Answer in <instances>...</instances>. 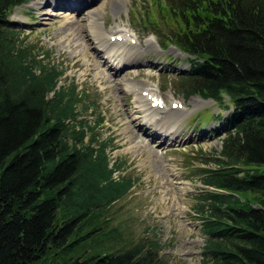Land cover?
<instances>
[{"label": "trees", "instance_id": "obj_1", "mask_svg": "<svg viewBox=\"0 0 264 264\" xmlns=\"http://www.w3.org/2000/svg\"><path fill=\"white\" fill-rule=\"evenodd\" d=\"M28 1L0 0V264L64 253L134 185L130 175L113 177L122 164L111 163L116 147L98 131L104 117L89 91L61 82L65 67L10 19ZM158 9L129 14L189 56L175 88L229 110L213 114L225 129L214 165L196 171L201 264H264V0H161ZM160 252L156 240L140 238L47 264H170Z\"/></svg>", "mask_w": 264, "mask_h": 264}, {"label": "rangeland", "instance_id": "obj_2", "mask_svg": "<svg viewBox=\"0 0 264 264\" xmlns=\"http://www.w3.org/2000/svg\"><path fill=\"white\" fill-rule=\"evenodd\" d=\"M158 1L96 0L76 15L55 7L63 0H29L12 12L10 19L24 23L19 26L22 31L31 32L29 40L51 50V60L65 67L61 82L71 78L79 89L89 91L104 117L98 131L103 138L109 136L116 147L109 153L111 163L117 160L122 164L121 172L113 177L130 175L134 180L124 197L90 218L99 226H82L74 235L77 238L88 231L82 241L62 254L48 253L42 264L64 263L83 253L89 257L113 252L140 238L156 240L160 254L170 264H201L204 235L193 206L203 185L196 171L214 165L223 127L213 114L226 116L229 110H219L211 100L195 96L186 99L175 85L178 75L189 68V56L173 46L161 50L162 42L156 34L142 25L133 26L129 10L134 8L135 15L140 11L143 18L151 12L157 15ZM152 22L149 18L146 23L149 29ZM117 33L123 40L117 46L113 45L117 41H112V48L122 52L129 48L124 41H134L129 60L134 64L120 71H115V57L103 44L110 36L115 40ZM150 39L155 43L151 48ZM143 89L163 98V112L171 110V101H181L184 106L172 110L171 119L157 109L160 113L155 117L152 113L149 121L148 112L140 107ZM156 130L160 135L154 140L144 133Z\"/></svg>", "mask_w": 264, "mask_h": 264}, {"label": "bare ground", "instance_id": "obj_3", "mask_svg": "<svg viewBox=\"0 0 264 264\" xmlns=\"http://www.w3.org/2000/svg\"><path fill=\"white\" fill-rule=\"evenodd\" d=\"M77 2L78 1H81V0H76ZM75 2V1H74ZM124 4V3H123ZM121 7L122 6H125V5H122V4H119ZM101 12V10L100 9H98V13H100ZM109 42V43H108ZM108 42H106V43H104L103 42V44H105V45H107L109 48H110V51H109V53H113V55H115V56H117L119 59H118V63L119 62H121V64H123V65H129V64H131V62L129 61L130 60V57H131V59H132V53L130 54V49L133 47L132 45H129L128 44V46H129V48L128 49H125L124 51H119L118 49H117V47H113L112 48V46L114 45H116L117 46V44H119V43H114L113 45H111L110 43V40L108 41ZM131 43V42H130ZM128 46H126V48L128 47ZM149 47L151 48V47H153V45H149ZM117 49V50H116ZM127 50V52L125 53V51ZM110 79V78H109ZM139 100H141V104H140V107L141 108H143L142 110H144L145 112H148L147 114H148V116H149V121L152 119L150 116H151V114L152 113H154V117L158 114V113H160L157 109H159V108H152L151 106H150V103H148L145 99H143L142 98V96H139ZM180 110V109H179ZM179 110H177V111H179ZM182 110V109H181ZM173 113V112H172ZM170 114V113H168V116L170 117V119L173 117V114ZM146 114H144V118H147L148 117ZM158 119H160V118H158ZM147 123H149V122H147ZM144 133L145 134H147L148 136H150L151 137V139L152 140H154L155 138H156V136L155 135H152V134H149V133H147V132H145L144 131ZM134 137H135V135H134Z\"/></svg>", "mask_w": 264, "mask_h": 264}]
</instances>
